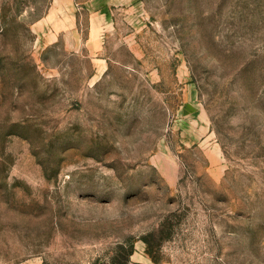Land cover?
<instances>
[{
  "label": "rangeland",
  "instance_id": "1",
  "mask_svg": "<svg viewBox=\"0 0 264 264\" xmlns=\"http://www.w3.org/2000/svg\"><path fill=\"white\" fill-rule=\"evenodd\" d=\"M38 4L0 0V264H264V0H137L98 80Z\"/></svg>",
  "mask_w": 264,
  "mask_h": 264
},
{
  "label": "crops",
  "instance_id": "2",
  "mask_svg": "<svg viewBox=\"0 0 264 264\" xmlns=\"http://www.w3.org/2000/svg\"><path fill=\"white\" fill-rule=\"evenodd\" d=\"M136 5L137 0H39L30 28L38 43H61L68 50L91 56L93 76L98 80L109 67L111 40L137 52L136 34L146 33V23L137 16ZM205 128L209 130V124Z\"/></svg>",
  "mask_w": 264,
  "mask_h": 264
},
{
  "label": "trees",
  "instance_id": "3",
  "mask_svg": "<svg viewBox=\"0 0 264 264\" xmlns=\"http://www.w3.org/2000/svg\"><path fill=\"white\" fill-rule=\"evenodd\" d=\"M44 264H48V263H44Z\"/></svg>",
  "mask_w": 264,
  "mask_h": 264
}]
</instances>
